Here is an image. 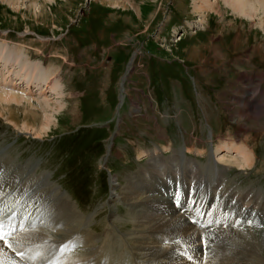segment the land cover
<instances>
[{
	"label": "rangeland",
	"instance_id": "1",
	"mask_svg": "<svg viewBox=\"0 0 264 264\" xmlns=\"http://www.w3.org/2000/svg\"><path fill=\"white\" fill-rule=\"evenodd\" d=\"M132 1L137 7L109 0H0V66L20 60L12 75L0 76V91L30 99L0 104V197L29 203L28 185L57 196L60 210L47 216L45 227L83 228L76 250H68L75 257L103 249L106 257L115 250V263L159 264L149 261L151 250L170 252L182 239L178 251L194 261L176 264H239L233 246H223L227 255L220 259L203 257L199 248L210 238L229 243L238 230L264 239V116L250 122L240 115L243 96L257 93L250 109L264 97V8L253 0L258 10L250 19L235 12L231 0H217L205 13L196 9L197 0ZM29 66L42 76L28 86ZM56 107L58 122L48 133L38 137L23 128L26 122L39 128ZM244 151L250 167L239 164ZM154 184L160 194L181 198L184 192L176 215L190 210L189 194L208 200L216 214L208 212L199 227L191 210L190 227L165 234L150 221L173 213L153 211L142 220L144 230L127 195L140 200ZM222 230H231L230 237L215 238ZM189 236L197 241L190 244ZM42 256L56 254L46 248L36 260ZM22 262L40 264L27 256Z\"/></svg>",
	"mask_w": 264,
	"mask_h": 264
},
{
	"label": "bare ground",
	"instance_id": "2",
	"mask_svg": "<svg viewBox=\"0 0 264 264\" xmlns=\"http://www.w3.org/2000/svg\"><path fill=\"white\" fill-rule=\"evenodd\" d=\"M125 2L130 3L134 8L137 7V6H135V2H133L132 0H121V1L120 0H109V3H112L115 6L116 5H118V6L119 5L120 6L121 5H125ZM197 2L199 4H197V7L195 6L196 9H198L199 11L201 10L204 13H205L206 10L214 9L215 5H217V0H213V1L212 0H197ZM255 2L253 0H231V5L233 6V9L235 10V12H240V13H243L245 15L247 14L249 16V18L250 17L254 18L253 16L255 15V13L258 10V7L255 5ZM258 6L260 8H262V7L264 8V0H259ZM141 10L140 11L138 10V11L141 12ZM138 14H140V13H138ZM240 15H242V14H240ZM262 21H263V25L262 24L261 25H262V27L264 29V18H263ZM262 21H260V22H262ZM1 56L2 57H4V56L8 57V54L5 55V51H4V52L1 53ZM18 59L16 58V60L12 63V65L6 64V63L4 65L2 64V66H0V76L1 75H6V73H9V74L11 73V75H12L13 72L15 71V69H16V66H17L16 64H19L20 60H18ZM25 66H26V64H25ZM38 68L39 67H33V66H29L27 68L26 73H31V74H27L26 75L29 78V80H28L26 85L29 86L30 82H34V81L37 82L36 80H38L42 76L40 74L41 72H40V70H38ZM23 69L24 68H22V70ZM22 72L24 73L25 71L23 70ZM40 80H41V78H40ZM47 82H49V81L46 80V83ZM17 83L18 82L15 81V84H17ZM49 85H50V82L48 83V86ZM28 86H25V87L27 88ZM53 86L50 85L49 87L51 89L55 88ZM256 94H257L256 92H255V94L252 92V93H249V94L243 96V98H242L243 99L242 100L243 101V106L245 107V109L243 110V112L240 113V115L244 119L249 120V119L254 118L256 121L257 120L260 121L261 117L264 116V111L262 110V108H264V97L262 99L260 98L261 102H260L259 106H256L255 108H253L254 110L250 109L251 108L250 104L254 105L255 103H257V98L258 97L255 96ZM23 99H27V98H23V96L19 95V93L17 94V91H16V93H14L13 91L12 92H8L7 90H1L0 91V104L7 103V104H12V105L14 104L13 106H15V105L19 106V103ZM27 100L30 101V99H27ZM122 101H123V97L121 99V102ZM13 102H15V103H13ZM252 107H254V106H252ZM60 110H61V108L59 109V108L56 107V108H53V110H51V112H49L48 109H47L46 112L48 111V113L44 114L45 116H44L42 124H41V126L39 128H36L33 124H29V122L24 123L23 128H25L27 130H30V132L32 131L38 137L42 136V135L48 133L52 129L53 125L57 124L56 122H58V118H57L56 114H58V112ZM0 112H1V110H0ZM34 114H35V112H34ZM27 117H28V115H27ZM11 121L13 122L12 119H11ZM236 148H237V151H239V147L237 146ZM245 153L246 154H244L245 155L244 161H241L239 164L243 165V166L250 167L249 163L253 161L252 157L249 156V153H247V152H245ZM226 155H227V153H225L221 158H224V156H226ZM1 159L4 162L6 161L4 158H1ZM153 161L155 162L154 159H152V162ZM20 168H22V167H20ZM17 171H20V170H17ZM5 173L6 174H11V173H8V172H5ZM25 173H26L27 179L30 181L29 178H32V175L27 173V172H25ZM32 179H34V177ZM13 180L14 181H19L20 179L13 178ZM8 184H10V187H11L10 190L14 189V186L16 185L15 183H8ZM28 188H30L29 191L31 192L30 194L27 193V196L29 197L30 202L29 203H22V206H20V208L18 209V212L21 213L26 208H28L27 212L28 211L30 212L33 209V211H32V217L33 218L34 217H38L42 212H44L42 217H41L43 219L42 226H44V228L42 227L39 230L27 231L26 233H23L21 236H19L18 239H15L14 241H10V242H2V241H0V264H11L16 259V256H15L16 252L21 253L23 251L36 249L35 250L36 252H33V253H37V251H40L39 250L40 248H48L49 249V253H51L52 255L56 254V256L59 257L58 259L48 258V257L45 259V256H42L40 258L41 259L40 261L39 260L36 261V263H40V264H46V263L47 264H106V263H110V264H126L127 263L125 261H121V262L117 261L115 263V260H116L115 250H114V253L113 252L111 253L112 254L111 256L114 255L113 257H109V256L106 257L105 256V251L103 249L101 250V252H97L96 251V253L91 254V255H87V256H85V254L83 252H82L83 254L82 253L78 254V255H76V257H75V255L73 256L72 254H70L68 252L69 247L73 246L76 243V240L80 236V232L83 230V228H78V226L73 225V228H71V230H67V231H64V232H62V231L55 232L54 231L55 228L45 227L46 224H47V216L51 220L53 218L54 214L57 212V209L60 210L59 205L56 208V205H57L56 203L59 202L60 200H59V198L57 196L53 197L52 194H50V191L47 190L46 188L43 189V190L41 189L42 192L39 191L40 193L38 192V189H37V191H34V190L32 191L31 185H28ZM140 192H141V195H142V191H140ZM7 194L8 193H6V194H4L3 196L0 197V206H1V208H2V204H4L5 206H8V205H10L13 202H14L13 203L14 207L19 205V203H20V202H18L19 198L15 199V201H13L12 196H10L9 198L6 199ZM135 195H137V194H135ZM129 196L130 195L128 194L127 195V200L132 205L136 206L137 208L140 207V209L138 211H137V208H136L135 215H136V218H137L136 222H138L139 226H141V227L144 226L143 229L145 228V224H143L142 220L143 219L148 220V219L151 218V216L155 215L153 213V211H155V212L162 211V213H169L168 215H172V213H173V215L170 216V217L163 216V214L160 215V217H159L158 214H156L157 217H152L153 219L150 222L153 223V224L152 225L150 224V225L153 227V229L154 228H156V230L159 229L160 232H162V233L169 232L171 234V233H174V232H176L177 230H179L181 228L183 230H186L187 227H190L188 225V221L189 220H186L185 215H184V217H182V216L174 214V212H173V210L176 209V202H178V204H179L178 207H180V208L182 207L181 206L182 205V201L180 200L179 194L178 195L175 194V193L174 194H169V193L160 194L158 189H157V186H155V184H154L153 188L148 189L146 191V193H144V195H142L140 200L137 199V198H134L133 196L132 197H129ZM133 199H134V201H133ZM135 200H137V201H135ZM163 206H165L166 208L163 207ZM184 206L185 205L183 204V207ZM163 208H165L164 211H163ZM61 210L64 211V208L61 209ZM112 213H113V211H112ZM61 214L62 213H60V214L58 213V216L61 215ZM135 215L133 214V216H135ZM43 216H44V218H43ZM63 218H64V216H63ZM63 218H61V219H63ZM61 225L63 226L64 224L60 223V222H59V224H57V226H61ZM64 230H66V229H64ZM229 232H231V230H229V231H227V230L223 231L222 230V231H220L219 236L215 235L216 236L215 238H221L222 235H227V236L230 237V233ZM169 233H168V235H169ZM231 233H232V235H231L232 239H230L231 240L229 242L230 244L229 243H226V244H223V245L219 244V242H223L224 241L223 239H222V241H219V242L217 241L218 239L214 240L212 238H210V241L206 240V242L204 243L205 245H203L202 247L199 248L201 250V254L204 256V253H205V250H206V252H208L206 254V256L209 255V257L213 256V257H215L217 259H220L224 255H227L226 254L227 251L225 253L222 252V250H225V247H223V246H233V247L236 248L235 249V256H237V257L234 256V258L237 260V262L239 264H240L241 256L243 257V259L245 258V263L244 264H246V263L249 264V262L252 261V259L250 261V257L251 256L253 257L255 255H256L255 260H257L256 259L257 257H260L261 259L264 260V239H261V237L259 238L258 236H256V234H257L256 231L252 232V230H251V233H249L248 231L241 232V231L238 230L237 232H231ZM197 235H198V233H197ZM85 238L83 239L84 241H85ZM189 238H190V240H189L190 244L193 243L195 240L197 241V239H195V238H197V236L196 237L195 236H189ZM23 239H25V240L23 241ZM77 242H78V240H77ZM64 244L68 245L67 250H65L62 247V246H64ZM95 244H94V246H95ZM179 244L180 243H178V245L177 244L173 245V247H172L170 252L169 251L165 252V250L163 251V250L159 249L158 247H157V249H152L151 252H150L151 255H150L149 261H159L160 262L159 264H161L162 262H163V264H176V262H175L176 259L184 261L186 255L184 257L180 255L181 253L178 251ZM212 245L214 247H212ZM219 245H221L222 248H220ZM30 247H33V248L29 249ZM218 247H219V249H218ZM12 248H14L16 250L13 252ZM182 253H188V252L187 251L186 252L182 251ZM191 253H193V252L191 251ZM221 255H223V256H221ZM30 258L33 259V257H29L28 259H30ZM229 258H230V256H229ZM253 260H254V257H253ZM255 260H254V264H256ZM33 262H35V261H33ZM229 262H233L232 257L230 258ZM251 263L253 264V262H251ZM258 263L261 264L260 263V259L257 261V264ZM16 264H24V263L22 261H19ZM127 264H129V263H127ZM180 264H182V263H180ZM188 264H191V263H188Z\"/></svg>",
	"mask_w": 264,
	"mask_h": 264
},
{
	"label": "snow or ice",
	"instance_id": "3",
	"mask_svg": "<svg viewBox=\"0 0 264 264\" xmlns=\"http://www.w3.org/2000/svg\"><path fill=\"white\" fill-rule=\"evenodd\" d=\"M3 227H4L3 222L0 221V240L4 239V235H5V233L3 232ZM63 248H64L65 250H67L68 245H64ZM21 255H22V254H21ZM190 258H191V257H190Z\"/></svg>",
	"mask_w": 264,
	"mask_h": 264
}]
</instances>
